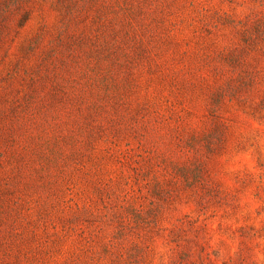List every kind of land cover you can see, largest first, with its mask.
<instances>
[{"label": "rangeland", "instance_id": "1", "mask_svg": "<svg viewBox=\"0 0 264 264\" xmlns=\"http://www.w3.org/2000/svg\"><path fill=\"white\" fill-rule=\"evenodd\" d=\"M0 264H264V0H0Z\"/></svg>", "mask_w": 264, "mask_h": 264}]
</instances>
